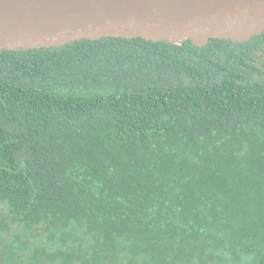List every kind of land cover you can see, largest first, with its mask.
I'll return each mask as SVG.
<instances>
[{
    "label": "trees",
    "instance_id": "obj_1",
    "mask_svg": "<svg viewBox=\"0 0 264 264\" xmlns=\"http://www.w3.org/2000/svg\"><path fill=\"white\" fill-rule=\"evenodd\" d=\"M262 41L0 52V264H264Z\"/></svg>",
    "mask_w": 264,
    "mask_h": 264
},
{
    "label": "water",
    "instance_id": "obj_2",
    "mask_svg": "<svg viewBox=\"0 0 264 264\" xmlns=\"http://www.w3.org/2000/svg\"><path fill=\"white\" fill-rule=\"evenodd\" d=\"M264 33V0H0V52L107 38L196 47Z\"/></svg>",
    "mask_w": 264,
    "mask_h": 264
},
{
    "label": "flooded vegetation",
    "instance_id": "obj_3",
    "mask_svg": "<svg viewBox=\"0 0 264 264\" xmlns=\"http://www.w3.org/2000/svg\"><path fill=\"white\" fill-rule=\"evenodd\" d=\"M258 37V40H261L262 41V47H261V51H258L259 55L262 56V58L264 59V33L261 35V36H257ZM256 37V38H257ZM253 40V39H252ZM251 40V41H252ZM250 41V42H251ZM264 61V60H263Z\"/></svg>",
    "mask_w": 264,
    "mask_h": 264
}]
</instances>
